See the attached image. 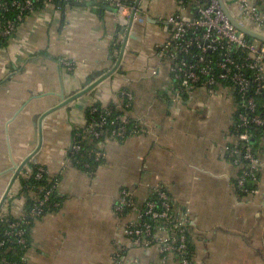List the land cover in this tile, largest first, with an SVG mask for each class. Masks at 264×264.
Masks as SVG:
<instances>
[{
  "label": "crops",
  "instance_id": "0c3cea01",
  "mask_svg": "<svg viewBox=\"0 0 264 264\" xmlns=\"http://www.w3.org/2000/svg\"><path fill=\"white\" fill-rule=\"evenodd\" d=\"M178 1L142 0L120 68L87 95L47 115L41 131L40 117L62 102L61 95L83 91L116 66L127 31L114 11L44 6L0 49V203L16 167L40 143L24 169L33 162L60 176L64 197L59 210L36 222L28 264H115L120 249H126L131 264H181L174 255L163 263L158 249L134 248L124 233L133 218L114 211L123 188L144 201L158 187L190 217L194 264H264V167L259 193L237 194L240 169L226 150L237 112L233 90H197L178 108L166 94L170 75L157 50L168 38L166 19L178 11ZM232 10L237 13L236 5ZM256 27L264 34V27ZM65 62L74 63L75 70ZM124 90L133 93L134 111L148 121L149 133L108 139L96 171L78 169L67 161L73 132L86 124L89 107L117 102ZM256 143L264 165V134ZM19 177L11 191L18 196L7 209L15 218L32 197L21 194Z\"/></svg>",
  "mask_w": 264,
  "mask_h": 264
},
{
  "label": "built area",
  "instance_id": "2783aa9c",
  "mask_svg": "<svg viewBox=\"0 0 264 264\" xmlns=\"http://www.w3.org/2000/svg\"><path fill=\"white\" fill-rule=\"evenodd\" d=\"M74 1H97L114 6L120 26L127 28L130 23L129 12L133 8L124 5L121 0H0V37L11 39L27 17L36 11L38 4L58 9V3ZM224 1L232 15L246 27L254 31H257L256 26L264 27V4L260 5L263 0ZM233 4L238 8L237 13L232 10ZM177 7L178 11L166 19L169 35L157 50L161 65L166 66L169 71L170 84L166 88V94L171 106L178 108L181 104L189 103L197 90L212 91L223 86L222 83L230 84L225 87L232 89L236 97L241 96V106L246 111L238 112L239 105L236 102L235 125L229 135L233 142L226 148L233 165L240 169L234 191L237 194H258L264 165L259 147L253 143L255 134L250 128L264 129V118L258 113L259 104L255 97L264 96V43L249 38L236 29L226 17L219 0H179ZM189 7L194 8L190 16L185 14ZM9 14L11 16L7 17ZM211 54H218L220 57L217 64ZM64 64L69 71L75 70L74 63ZM248 72L252 74L250 77ZM252 88H255L254 95L250 94ZM134 101L133 93L124 90L119 94L117 102L102 106L101 109L93 108L92 113H99V116L94 121L87 120L72 139L67 161L73 163L74 157H94L96 162H103L105 142L108 139L122 141L130 137L146 136L150 131L149 123L134 111ZM84 143L87 147L89 143H93L96 150H89ZM84 167L88 169L90 165L85 163ZM45 174L54 177L53 181L49 179L51 186L47 190L40 189L44 192L42 199L38 197L39 192L29 191L28 194L32 196L30 199L35 201L33 207L29 213L24 211L16 222L10 223V229L4 233L8 240L1 241L0 247L6 243L25 249L29 247L23 227L30 224V218L38 219L43 216L45 208L51 206V195L58 191L61 182L60 176L50 175L45 168L39 169L37 179H42ZM31 176L30 169L23 174L25 179ZM153 193L158 197L157 200L147 198L140 201L130 189L123 188L120 191L114 211L119 217L133 218L124 229L125 235L134 248L158 249L163 255V263L167 262L169 255H174L181 259V264H194L189 247V215L177 210L173 198L165 189L158 187ZM15 196L16 193L10 192L0 210V222H10L7 209ZM27 253L28 251L20 257V262L4 259L2 264H27ZM114 262L131 264L126 249L117 252Z\"/></svg>",
  "mask_w": 264,
  "mask_h": 264
},
{
  "label": "trees",
  "instance_id": "16d2710c",
  "mask_svg": "<svg viewBox=\"0 0 264 264\" xmlns=\"http://www.w3.org/2000/svg\"><path fill=\"white\" fill-rule=\"evenodd\" d=\"M187 2H189L190 0H186ZM124 5L130 7V8H134L135 7V4H136V1L135 0H123L122 1ZM189 4V3H188ZM264 4V1H261L260 2V5L262 6ZM60 4L58 3L57 4V7L58 9H62L64 10L66 8V5L63 4V7L60 8L59 6ZM68 7V6H67ZM42 8V4H38L37 5V10L41 9ZM192 10L194 11V8L192 7ZM193 13V12H192ZM11 16V14H9L7 17ZM202 32V30H199ZM250 38V37H249ZM8 41L9 39H4V38H1L0 37V49H2L3 47H6L7 44H8ZM116 50H119V46L118 47H115V49H113V51H116ZM211 58L214 59V63L217 64L219 61H220V57L218 56V54H211L210 55ZM214 68L217 69L216 65H214ZM218 71H216V74H217ZM248 75L249 77L252 75L251 72H248ZM223 86H226V85H230L229 83H222ZM254 89L255 88H252L251 89V92L250 94L251 95H254ZM236 97V96H235ZM256 97V100L259 104V107H258V113L264 118V96L263 95H259V96H255ZM242 98L241 96H238L236 97V102L238 103L239 105V110L238 112H243L245 111V109L241 106V103H242ZM103 105H100V104H95L93 107H89L87 109V112H86V118L88 120V122H91V121H94L97 119V117L99 116V113H92V109L93 108H98V109H101ZM246 112V111H245ZM237 118V116H236ZM81 131L80 128H78L77 130H75L73 132V138H75L76 134ZM250 131L252 133L255 134L254 136V139H253V143L257 144L256 143V140L259 139V137L262 135V132L264 131V129L262 128H256V127H251L250 128ZM104 139V138H103ZM124 141V140H122ZM84 146L87 147L86 143H84ZM89 150H92V151H95L96 150V147L93 145V143H89V146L87 147ZM70 154V152H69ZM70 157H72L70 155ZM75 167H77L78 169L82 170V171H87L89 173H93L96 171V169L99 167V165L102 164V162H96L94 157H74V161H73ZM89 164L90 165V168H85L84 167V164ZM40 168H44L40 165H37V164H34L33 162H30L29 165H28V168L24 169L23 170V173L20 175L19 177V181L22 185V189H21V194L24 196L29 193V191H32L34 193H38V197L40 196V198L42 199L44 197V192L40 191V189L42 188H45V190H47L51 184L49 182V179L51 181L54 180V177L52 176H49L48 174H45L43 176L42 179H37V173L39 171ZM30 169L31 172H32V176L29 178V179H25L23 177V174L28 170ZM46 169V168H45ZM249 186H251L249 184ZM29 195V194H28ZM18 196V194H16L15 198ZM150 199H153V200H157L158 197L152 192L150 194V196L148 197ZM34 199H28L26 202H25V213H29V211L31 210V208L33 207L34 205V202L33 201ZM49 203L51 204V206L49 208H45V212L43 213V216L36 219V218H30V224L23 227L25 230H26V237L28 238V244H29V247L27 249L23 248L22 246H19V245H15V244H8L6 243V245H4L3 247H0V264H2V260L6 259L7 261H10V262H14V261H19L20 262V257L27 251H29L31 245H32V231H33V228L36 224L37 221L41 220L44 216H46L47 214L49 213H52V212H55L57 210L60 209V207L63 205L64 203V197H61L60 196V193L59 191L55 192L54 194L51 195V198H50V201ZM58 205V206H57ZM57 206V207H56ZM9 221L10 222H0V242L1 241H7L8 238L5 237V231L9 230L10 229V223L11 222H16L17 221V218L13 217V216H9ZM189 247H190V251H191V256L194 257V248H193V245H192V241L191 239L189 240ZM24 264V263H23ZM26 264V263H25ZM28 264V263H27Z\"/></svg>",
  "mask_w": 264,
  "mask_h": 264
},
{
  "label": "water",
  "instance_id": "95a60500",
  "mask_svg": "<svg viewBox=\"0 0 264 264\" xmlns=\"http://www.w3.org/2000/svg\"><path fill=\"white\" fill-rule=\"evenodd\" d=\"M141 1L142 0H137L136 1V5H135V9L133 11V15H132V19L128 25L127 28L124 29V31H127L126 33V39L124 41V45H123V48H122V51H121V54H120V57H119V60L116 64V66L111 70L109 71L108 73H106L105 75L101 76L97 81L93 82L92 80L88 82V87L86 89H84L83 91H80L79 93H76L74 94L73 96L71 97H65V95H61V99H62V102L54 107L53 109H50L49 111H47L44 115H42L40 117V123H39V127H40V131H41V123H42V120L49 114L55 112L56 110L62 108V107H66L68 105H70L71 103L77 101L78 99L82 98L83 96L87 95L88 93H90L92 90H94L98 85H100L102 82H104L106 79H108L109 77H111L113 75V73H115V71H117L120 66H121V62L123 60V57H124V54H125V50H126V45H127V41L130 37V32H131V28H132V25H133V21L135 19V16H136V13H137V9L139 8L140 4H141ZM220 4H221V7L226 15V17L228 18V20L231 22V24L236 28L238 29L240 32H242L243 34H245L246 36L252 38V39H255L259 42H262L264 43V34L262 33H259L257 31H254L248 27H246L245 25H243L242 23H240L233 15L232 13L229 11V9L227 8L226 4H225V1L224 0H219ZM64 5L66 6H70V7H98L100 8L101 10H108V11H114L116 13L117 9L114 7V6H110V5H106L104 3H101V2H97V1H88V2H71V3H65ZM60 8L63 7V4L60 3ZM93 82V83H92ZM40 146H41V143L38 147V149L35 151V153L29 157L28 159H26V161H24L21 165L17 166L16 167V172H15V175L0 203V210L2 209L4 203L6 202L16 180L18 179V177L20 176V174L22 173V171L24 170V168L26 167V165L28 164V162L31 160V158L36 155L40 149Z\"/></svg>",
  "mask_w": 264,
  "mask_h": 264
},
{
  "label": "rangeland",
  "instance_id": "374dc122",
  "mask_svg": "<svg viewBox=\"0 0 264 264\" xmlns=\"http://www.w3.org/2000/svg\"><path fill=\"white\" fill-rule=\"evenodd\" d=\"M257 28V27H256ZM12 191V190H11Z\"/></svg>",
  "mask_w": 264,
  "mask_h": 264
}]
</instances>
